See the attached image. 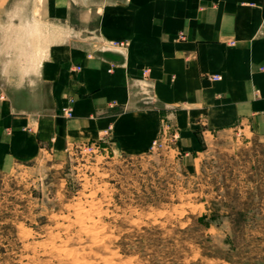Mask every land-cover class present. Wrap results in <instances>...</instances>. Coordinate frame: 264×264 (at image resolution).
I'll return each instance as SVG.
<instances>
[{"label":"crops","instance_id":"obj_1","mask_svg":"<svg viewBox=\"0 0 264 264\" xmlns=\"http://www.w3.org/2000/svg\"><path fill=\"white\" fill-rule=\"evenodd\" d=\"M20 2L0 0V32L26 14L32 35L18 57L0 33V174L90 141L142 153L165 127L184 150L207 131L264 133V0Z\"/></svg>","mask_w":264,"mask_h":264},{"label":"rangeland","instance_id":"obj_2","mask_svg":"<svg viewBox=\"0 0 264 264\" xmlns=\"http://www.w3.org/2000/svg\"><path fill=\"white\" fill-rule=\"evenodd\" d=\"M27 19L2 17L18 57ZM154 141L70 145L0 174V264H264V133L207 131L184 150L165 127Z\"/></svg>","mask_w":264,"mask_h":264},{"label":"built area","instance_id":"obj_3","mask_svg":"<svg viewBox=\"0 0 264 264\" xmlns=\"http://www.w3.org/2000/svg\"><path fill=\"white\" fill-rule=\"evenodd\" d=\"M116 46L122 47L124 46V42L111 41V42H108L106 45H104L103 48L109 49V48L116 47ZM148 73H149V68L145 67L142 69V75L145 79L148 76ZM211 78L217 80V79H220L221 76L218 74H214L211 76ZM63 111L68 117L72 115L70 107L63 109ZM153 143H155V141H153ZM75 147L83 151H86V150L92 151V150H97L99 145L96 142H87V143L76 145Z\"/></svg>","mask_w":264,"mask_h":264},{"label":"bare ground","instance_id":"obj_4","mask_svg":"<svg viewBox=\"0 0 264 264\" xmlns=\"http://www.w3.org/2000/svg\"><path fill=\"white\" fill-rule=\"evenodd\" d=\"M20 27V26H19ZM19 30V29H18ZM29 30V29H28ZM73 33V32H72ZM42 36V35H41ZM43 38V37H42ZM70 38V37H69ZM45 40V39H44ZM49 40V39H48ZM35 43V42H34ZM42 47H44V46H42ZM37 48V47H36ZM39 60V59H38ZM40 61V60H39ZM38 61V62H39ZM35 62H36V59H35ZM31 63V62H30ZM18 65V64H17ZM36 65V64H35ZM37 66H39V65H37ZM41 66V65H40ZM38 69V68H37ZM37 69H35V70H37ZM37 71H39V70H37ZM80 200V199H79ZM96 201V200H95ZM97 202V201H96ZM75 203V202H74ZM99 203V202H98ZM97 205H101V204H97ZM68 209V208H67ZM94 212V211H93ZM101 213V212H100ZM93 216V215H92ZM100 216V215H99ZM63 220V219H62ZM70 221V220H69ZM61 224V223H60ZM80 224V223H79ZM95 224V223H94ZM97 228V227H96ZM65 229H66V227H65ZM84 229H86V228H84ZM95 229V228H94ZM45 233V232H44ZM79 233V232H78ZM77 234V233H76ZM100 234V233H99ZM77 237V236H76ZM90 237H92V236H90ZM23 238V237H22ZM26 238V237H25ZM55 238V237H54ZM60 238V237H59ZM70 238V237H69ZM89 238V237H88ZM97 238V237H96ZM71 239V238H70ZM81 239V238H80ZM63 240V239H62ZM82 240V239H81ZM76 241V240H75ZM86 241V240H85ZM72 242V241H71ZM92 242H93V240H92ZM44 245V244H43ZM33 246V245H32ZM67 246V245H66ZM71 246V245H70ZM94 249V248H93ZM71 250V249H70ZM54 251V250H53ZM56 251H58V250H56ZM61 251V250H60ZM64 251V250H63ZM66 252V251H65ZM58 253V252H57ZM80 253V252H79ZM44 254V253H43ZM77 254V253H76ZM56 255V254H55ZM77 256V255H76ZM59 257V256H58ZM49 259V258H48ZM47 259V260H48ZM70 259V258H69ZM68 259V260H69ZM83 259V258H82ZM53 260V259H52ZM80 260V259H79ZM61 261V260H60ZM51 262V261H50ZM80 263V262H79ZM83 264H84V261H83ZM86 264V263H85Z\"/></svg>","mask_w":264,"mask_h":264},{"label":"trees","instance_id":"obj_5","mask_svg":"<svg viewBox=\"0 0 264 264\" xmlns=\"http://www.w3.org/2000/svg\"><path fill=\"white\" fill-rule=\"evenodd\" d=\"M203 217H204V215H202L201 217H199L198 220L202 221Z\"/></svg>","mask_w":264,"mask_h":264}]
</instances>
